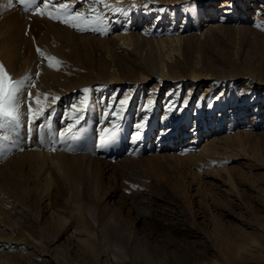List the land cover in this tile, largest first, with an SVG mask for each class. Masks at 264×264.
<instances>
[{"label":"rangeland","instance_id":"374dc122","mask_svg":"<svg viewBox=\"0 0 264 264\" xmlns=\"http://www.w3.org/2000/svg\"><path fill=\"white\" fill-rule=\"evenodd\" d=\"M112 1L118 2L107 13L104 4L94 0H32L27 11L20 0H0V21L9 17L11 25L25 18L30 25L39 23L41 29L54 33L58 29L52 24H58L79 35L110 38L125 30L130 17H136L126 29L147 26L152 34H141L144 42L150 39L154 45L164 38H177L180 32L193 37L190 46L178 43L184 51L176 52L174 59L166 57L169 63H186L175 76L168 68L158 70L152 61L145 62L148 72L142 75L137 62L122 57L113 63L117 73L112 79H94L91 63L80 67L73 63L70 46L56 57L47 46L59 45L57 40L34 45L36 51L45 49L56 57L61 62L58 67L72 78L82 74L87 81L66 93L37 86L38 92H31L33 108L26 122L20 119L18 126L0 129V168L26 148L61 155L67 164L78 163L69 178L60 176L51 160L41 174L28 167L23 172L0 170V181L8 188H0V264H264V118L257 115L264 116V98L254 97L264 81V22L255 18L257 11L264 18V3L244 0L242 5L243 1L233 0V13L226 16L220 4L213 9L209 0ZM62 6L91 18L102 12V19L98 23H93L94 18L80 21L82 30H78L62 22L70 19L63 15L66 8ZM128 6L139 14L135 16ZM148 6L153 16L147 18L143 10ZM81 45L90 53L100 50L94 40ZM143 47L144 55L153 59L159 55L155 45L153 51L148 44ZM48 54L45 58L51 57ZM85 89L90 91L85 93ZM86 98L87 104L82 103ZM74 107L80 113L78 120L73 119ZM137 124H144L139 136ZM213 140L218 144L215 150L201 154V148ZM98 170L100 186L96 184ZM23 186L28 187L27 193L18 194ZM47 187L50 200L44 203ZM103 196L111 200L107 207ZM60 218L68 224L59 227L60 234L45 232ZM108 220L111 223L105 229ZM27 227L44 236L45 246L28 237ZM84 227L95 233L90 243Z\"/></svg>","mask_w":264,"mask_h":264},{"label":"bare ground","instance_id":"6f19581e","mask_svg":"<svg viewBox=\"0 0 264 264\" xmlns=\"http://www.w3.org/2000/svg\"><path fill=\"white\" fill-rule=\"evenodd\" d=\"M112 1V0H111ZM139 1V0H138ZM167 1H169V0H167ZM242 1H243V3H242ZM118 1H112V2H106V3H104V6H102V7H104V9H103V11L104 12H107L106 10L109 8V7H111L112 5L114 6V4L115 3H117ZM125 2H127V1H125ZM154 2V1H153ZM161 2V1H160ZM169 2H171V0L169 1ZM209 6H211L213 9H215V5H221V7H219L220 8V11L221 12H223V14H225L226 16L227 15H229V14H232L233 13V9H231V6L233 5V0H209ZM260 2L261 3H264V0H260ZM123 3H124V1H123ZM122 3V4H123ZM241 3H242V5L243 4H246V1H244V0H241ZM259 3V2H258ZM105 4L106 5H108V7H105ZM121 4V3H120ZM126 4V3H125ZM128 4H129V2H128ZM139 4H140V2H139ZM164 4H166V3H164ZM171 4V3H170ZM240 4V3H239ZM117 5V4H116ZM115 5V6H116ZM127 5V4H126ZM136 5H138V3H136ZM151 5V4H150ZM168 5H169V3H168ZM97 6H98V4H97ZM125 6V5H124ZM123 6V7H124ZM141 6H144V4L143 5H141ZM207 6V5H206ZM261 6H262V4H261ZM121 7V6H120ZM129 7V6H128ZM136 7V6H135ZM154 7V6H153ZM251 7H254V5H252L251 4ZM53 8V7H52ZM129 8H133L134 9V7H129ZM138 8V7H137ZM144 8V7H143ZM149 8V9H148ZM148 8L147 9H145V10H143V12L145 11V12H147V13H145L144 14V16H146L147 18L148 17H150L151 15H152V9H150V6H148ZM211 8V9H212ZM243 8H244V6H243ZM210 9V8H209ZM34 10V9H33ZM99 10V9H98ZM130 10V9H129ZM142 10V9H141ZM154 10V9H153ZM262 10V9H261ZM41 11V10H40ZM97 11V10H96ZM100 11H101V9H100ZM133 11H135V12H133V14H135V16H136V14H139V12H137V10L136 9H134ZM139 11V10H138ZM219 11V10H218ZM236 11V10H235ZM27 13H29V12H27ZM37 13H39V12H37ZM53 13V12H52ZM97 13V12H96ZM101 13L102 12H100V13H98V14H100L101 15ZM108 13V12H107ZM106 13V14H107ZM236 13V12H235ZM154 14V13H153ZM33 16H34V14H32ZM6 16V15H5ZM25 16V15H24ZM87 16H89V15H87ZM94 16V15H93ZM130 16V15H129ZM132 16V15H131ZM139 16V15H138ZM153 16V15H152ZM30 17V16H29ZM37 17H39V16H37ZM90 17V16H89ZM101 17V16H100ZM114 17V16H113ZM113 17H111L112 19H113ZM217 17H219V16H217ZM222 17H225V16H222ZM221 17V18H222ZM252 17V16H251ZM8 18V19H7ZM3 22L2 21H0V63H2L3 64V66H4V68L7 70V72L9 73V74H11V77H12V79L13 80H20V79H22V78H25V77H29L30 79H28V80H25V82L26 81H29L27 84H28V86L24 89V100L26 101V102H24V103H22L21 104V109H20V111H21V120L22 121H24V122H26V118L28 117V105L29 104H31V101L29 102L28 100H27V94L30 92H38V90H37V88L39 89V87L41 88V89H43L44 91H49V90H54V91H57V92H62V93H66V92H68V91H71L72 92V90L73 89H75V88H77L78 86H80V85H82V83L83 82H86L87 80H85V77L82 75V74H77V76H76V78H72L70 75H68V73L64 70V69H61L62 68V66L59 68L58 67V64H57V61H58V59H56V57H59V56H62V52L63 51H65V49H66V47L67 46H70L71 48H72V50H71V53H72V55L74 56V58H73V63L76 65V66H83V64L86 62H88V64L89 63H91L92 65H93V70L91 71L92 72V75L94 76V79H97V78H99V79H112L115 75H116V73L117 72H115V69H113V63L114 62H116V61H118L120 58H122V57H124V58H130L131 60H133V61H135V62H137L138 64H137V66H140V70L139 71H142L141 73H142V75L143 74H146L148 71H146L147 70V65H145V62L147 61V62H150V61H152L153 63H155L157 66V69L159 70H161V69H166V68H168L169 69V73H171L172 75H178L179 74V72H178V68H180L182 65H186V63H181L179 60H176L177 62L176 63H169V62H167V60H166V57L168 58H171V59H174V55H175V53L176 52H179V51H184V48L182 49V47H180L179 45H178V43H182V42H184L186 45H192L191 43H192V39H193V37H192V35L191 34H185V35H183V34H178L179 36H177V38H172L173 36H171V38L169 39V38H164L161 42H159V41H157V42H155V46L157 47V49L159 50L158 51V53H159V55L157 56V57H154V59H153V56H147V55H144L143 54V44H148L149 45V47L151 48V50L153 51V49H154V45L152 44V43H154V42H152V41H150V39L149 40H145V42H144V40L143 39H141V34H146V32L147 31H149V28L146 26H138V27H136V28H134L133 29V27H132V31L131 30H127L126 28L129 26V24H131L132 22H133V19L135 20L136 19V17H130V21L129 22H127L128 24L126 25L125 23V26H126V28H125V30H122V32L120 33V34H115V35H113L112 37L110 36V38H107V37H104V38H95V37H93L94 36V34H90V35H86V33L85 34H82V35H79V34H81L80 32H78L79 34H77V33H75V32H72V31H70L69 29H67V28H62V27H60L58 24H52L53 26H55L57 29H58V31H56V33H54V31L52 32V31H47V30H43V29H41V27H40V25H39V23H36V25H34L33 26V24H31L32 25V27H30L31 25H30V20L28 21V19H25V18H22V19H20L16 24H13V25H11V24H9V22L11 21V19L9 18V17H7ZM31 18V17H30ZM41 18V17H40ZM91 18V17H90ZM92 18H94V17H92ZM91 18V19H92ZM104 18V17H103ZM110 18V19H111ZM125 18V17H124ZM145 18V17H144ZM143 18V19H144ZM230 18V17H229ZM228 18V19H229ZM241 18V17H240ZM256 21H258V20H262L263 22H264V18H262V13H261V11H257V13H256ZM37 20H39L38 18H36ZM128 19V18H127ZM140 19V18H139ZM152 19V18H151ZM252 20L254 19V18H251ZM42 20V19H41ZM46 20V19H45ZM227 20V19H226ZM255 20V19H254ZM253 20V21H254ZM32 21V20H31ZM135 21H137V20H135ZM157 22V21H156ZM222 22V21H221ZM225 22V21H224ZM227 22V21H226ZM261 22V21H260ZM32 23V22H31ZM112 23H114V22H112ZM148 23H146V25H147ZM158 24V23H157ZM184 24V23H183ZM182 24V25H183ZM219 24V23H218ZM257 24H259V22L257 23ZM256 24V25H257ZM261 24V23H260ZM133 24H131V26H132ZM137 25V24H136ZM140 25H141V23H140ZM181 25V26H182ZM215 25V24H214ZM220 25V24H219ZM221 25H223V24H221ZM264 25V24H263ZM263 25H261V26H263ZM63 26V25H62ZM134 26H135V22H134ZM160 26V25H159ZM188 26V25H187ZM63 27H65V26H63ZM123 27V26H122ZM151 27V26H150ZM204 27V26H203ZM258 27V26H257ZM139 28H141V29H139ZM161 28H162V26H161ZM178 28H180V27H178ZM185 28H186V25H185ZM213 28H215V27H213ZM218 28V27H217ZM261 28V27H260ZM121 29V28H120ZM151 29V28H150ZM181 29V28H180ZM179 29V30H180ZM184 29V28H183ZM194 29V28H193ZM212 29V28H211ZM262 29H264V27L262 28ZM261 29V30H262ZM160 30V29H159ZM259 30V29H258ZM75 31H77V30H75ZM116 31V30H115ZM174 31V30H173ZM172 31V32H173ZM184 31V30H183ZM188 31V30H187ZM191 31V30H190ZM208 31V30H207ZM212 31V30H211ZM104 32V31H103ZM154 32V31H153ZM155 32H157V29H156V31ZM169 32H171L170 30H169ZM175 32V31H174ZM173 32V33H174ZM245 32H247V31H245ZM262 32V31H261ZM263 32H264V30H263ZM83 33V32H82ZM89 33V32H88ZM95 33V32H94ZM105 33V32H104ZM107 33V32H106ZM149 34H152L151 33V31H149L148 32ZM178 33V32H177ZM184 33H185V31H184ZM189 33V32H188ZM194 33V32H193ZM110 34V33H109ZM108 34V35H109ZM158 34H159V32H158ZM165 34V33H164ZM169 34V33H168ZM93 35V36H92ZM102 35V34H101ZM100 35V36H101ZM167 35V34H166ZM165 35V36H166ZM170 35V34H169ZM171 35H174V34H171ZM194 35V34H193ZM103 36H105V35H103ZM103 36H101V37H103ZM168 37V36H167ZM174 37H175V35H174ZM53 39H55V40H57L58 42H59V45H53V46H47L48 47V51H49V53H52L51 55L53 56V54H54V56H56V57H52L50 54H48L47 52L45 53V49H43V50H40V53L42 54V56L44 55V59H41L40 58V56L38 55V51H36V49H35V44L38 42V43H42V45L43 44H46V45H48L49 44V42L51 41V40H53ZM166 39V40H165ZM88 40H94V41H96V42H99V44H100V50L99 51H95L94 53L93 52H91L90 53V51H88L87 49H85L81 44L82 43H85L86 41H88ZM141 41H143V42H141ZM175 43H177V44H175ZM183 44V43H182ZM37 46V45H36ZM177 46H179V47H177ZM38 47H40V46H38ZM67 50V49H66ZM185 50H187V49H185ZM46 54H48L49 56H51V57H48V58H45V55ZM181 54H183V53H181ZM70 56V55H69ZM47 57V56H46ZM50 58H55V60H50ZM150 58H152V59H150ZM148 59V60H147ZM125 60H128V59H125ZM49 62H51L54 66L53 67H49ZM61 64V63H60ZM59 64V65H60ZM86 65V64H85ZM85 67V66H84ZM57 69H59V70H57ZM129 70H132V68L131 67H129L128 68ZM181 69H183V68H181ZM166 71V70H165ZM167 72V71H166ZM199 74V73H198ZM72 75V74H71ZM155 75V73H152V74H150L149 75V78H153V76ZM170 76V75H169ZM193 76L194 77H196V73H194L193 72ZM171 77H173V76H171ZM233 77V76H232ZM215 79V78H214ZM252 79H253V77H252ZM151 80V79H150ZM208 80V79H207ZM233 80V79H232ZM249 80H251V78H249ZM258 80V79H257ZM146 81V80H145ZM210 81H211V79H210ZM215 81V80H214ZM199 82V81H198ZM249 82V81H248ZM251 83H252V81H251ZM259 83V82H258ZM262 83V85H260L261 87H258V91L257 92H254V97H255V95H256V97H255V99H258V98H264V81H262L261 82ZM216 84H218V83H216ZM247 84H249V83H247ZM254 84H255V82H254ZM29 85H31V87H29ZM214 85V84H213ZM226 85V84H225ZM239 85H241V84H239ZM37 86H39V87H37ZM224 86V85H223ZM231 87H232V85H230ZM236 86V85H235ZM251 86V85H250ZM249 85H247V87L248 88H252V87H250ZM156 87V85H154V86H152V88H155ZM196 87V86H195ZM152 88H151V90H152ZM244 88V87H243ZM193 89H195V88H193ZM192 89V90H193ZM210 89V88H209ZM213 89H214V86H213ZM218 89H219V87H218ZM247 89V88H246ZM223 90V89H222ZM231 90V89H230ZM235 90V89H234ZM233 90V91H234ZM245 90V89H244ZM171 91V90H170ZM189 91H191V90H189ZM211 91V90H210ZM209 91V92H210ZM246 91V90H245ZM187 92V91H186ZM199 92V91H198ZM222 92H224V91H222ZM235 92H236V90H235ZM239 92H241V91H239ZM244 92V91H243ZM249 92V94H250V91H248ZM42 93V92H41ZM44 93V92H43ZM50 93V92H49ZM79 93V92H78ZM167 93H169V92H167ZM167 93H165V94H167ZM208 93V90H206V91H204L203 92V95L202 96H204L205 94H207ZM226 93V92H225ZM228 93V92H227ZM229 93H230V91H229ZM229 93H228V95H229ZM251 93H252V90H251ZM32 94V93H31ZM70 94V93H69ZM156 94V93H155ZM159 94V93H158ZM170 94H171V92H170ZM192 94V93H191ZM215 94V93H214ZM224 94V93H223ZM248 94V93H247ZM41 95H43V94H41ZM65 95V94H64ZM79 95V94H78ZM122 95V94H121ZM125 95V94H124ZM148 95V94H147ZM157 95V94H156ZM174 95V94H173ZM188 95V94H187ZM193 95V94H192ZM196 95H198V93L196 94ZM210 95L212 96V94L210 93ZM251 95V94H250ZM61 96H63V94L61 95ZM81 96V95H80ZM149 96V95H148ZM155 95H153L152 97H154ZM170 96V95H169ZM190 96V95H189ZM222 96H224V95H222ZM234 96V95H233ZM232 96V97H233ZM151 97V98H152ZM171 97V96H170ZM175 97V96H174ZM177 97V96H176ZM192 97V96H191ZM220 97V96H219ZM246 97H249V96H246ZM33 98V97H32ZM73 98V97H72ZM157 98V97H156ZM208 98V97H207ZM213 98V97H212ZM216 98V97H215ZM65 99H67V98H65ZM123 99V98H122ZM164 99V98H163ZM197 99V98H196ZM195 99V100H196ZM214 99V98H213ZM243 99V98H242ZM34 100V99H33ZM76 100V99H75ZM74 100V101H75ZM215 100H217V99H215ZM244 100V99H243ZM250 100V99H249ZM73 101V102H74ZM79 101H81V100H79ZM117 101V100H116ZM150 101H151V99H150ZM149 101V102H150ZM186 101V100H185ZM199 101V100H198ZM209 101V100H208ZM218 101V100H217ZM222 101V100H221ZM224 101V100H223ZM234 101V100H233ZM252 101V100H251ZM159 102V101H158ZM168 102V101H167ZM225 102V101H224ZM243 102V101H242ZM241 102V103H242ZM249 102V101H248ZM67 103H68V101H67ZM72 103V102H71ZM94 103V102H93ZM101 103H102V101H101ZM175 103V102H174ZM173 103V104H174ZM184 103V102H183ZM188 103V102H187ZM206 103V102H205ZM220 103V102H219ZM254 103V102H253ZM70 104V103H69ZM73 104V103H72ZM75 104V103H74ZM117 104V103H116ZM176 104V103H175ZM178 104V103H177ZM180 104V103H179ZM185 104V103H184ZM189 104V103H188ZM213 104V103H212ZM32 105V104H31ZM35 105V104H34ZM65 105V104H64ZM91 105V104H90ZM92 105H95L94 106V110L96 111V104H92ZM104 106H105V104H103ZM102 105V106H103ZM136 105V104H135ZM161 104H159V106H160ZM187 105V104H186ZM260 105V104H259ZM74 106V105H73ZM137 106V105H136ZM162 106V105H161ZM175 106V105H174ZM177 106V105H176ZM189 106V105H188ZM194 106V105H193ZM213 106H214V104H213ZM90 107V106H89ZM206 107H208V106H206ZM231 107H232V105H231ZM234 107V106H233ZM33 108V107H32ZM99 108V107H98ZM162 107H160V109H161ZM166 108V107H165ZM176 108V107H175ZM181 108V107H180ZM209 108V107H208ZM239 108V107H238ZM241 108V107H240ZM239 108V109H240ZM71 109V108H70ZM73 109V108H72ZM86 109V108H85ZM159 109V108H158ZM199 109H201V108H199ZM224 109V108H223ZM226 109V108H225ZM257 109V108H256ZM255 109V110H256ZM93 110V111H94ZM165 110V109H164ZM163 110V111H164ZM183 110V109H182ZM186 110H188V109H186ZM198 110V109H197ZM214 110V109H213ZM259 110H261V109H258V111ZM66 111L67 110H65V113H66ZM68 111H69V108H68ZM73 111V110H72ZM79 111V110H78ZM122 111V110H121ZM156 111V110H155ZM166 111V110H165ZM191 111V110H190ZM239 111V110H238ZM253 111V110H252ZM257 111V110H256ZM33 112V111H32ZM99 112V111H98ZM97 112V113H98ZM128 112V111H127ZM153 112V111H152ZM158 112H160V111H158ZM186 112V111H185ZM215 112V111H214ZM241 112V111H240ZM151 113V112H150ZM164 113V112H163ZM196 113V112H195ZM257 113V112H256ZM263 113V112H262ZM72 114V113H71ZM95 114V113H94ZM161 114V113H160ZM166 114V113H165ZM164 114V115H165ZM172 114V113H171ZM174 114V113H173ZM197 114V113H196ZM205 114V113H204ZM255 114V113H254ZM29 115H30V113H29ZM97 115V114H96ZM150 115V114H149ZM154 115V114H153ZM156 115H158V114H156ZM167 115V114H166ZM231 115V114H230ZM251 115V114H250ZM257 115H258V117H260V119H262V118H264V116L260 113V112H258L257 113ZM205 116V115H204ZM225 116V115H224ZM223 116V117H224ZM245 116H246V114H245ZM30 117V116H29ZM74 117V116H73ZM118 117H119V114H118ZM165 117V116H164ZM175 117H176V115H175ZM208 117V116H207ZM214 117V116H213ZM216 117V116H215ZM227 117V116H226ZM235 117V116H234ZM71 118V117H70ZM79 118H80V116H79ZM94 118V117H93ZM146 118V117H145ZM155 118V117H154ZM168 118H169V114H168ZM199 118V117H198ZM211 118V117H210ZM253 118V117H252ZM256 118V117H255ZM31 119V118H30ZM74 119V118H73ZM95 119H97L96 117H95ZM99 119V118H98ZM102 118H100V120H101ZM105 119V118H104ZM148 119V118H147ZM151 119V118H150ZM155 119H157V118H155ZM159 119V118H158ZM171 119V118H170ZM183 119V118H182ZM231 119V118H230ZM32 120V119H31ZM99 120V121H100ZM200 120V119H199ZM210 120V119H209ZM79 121H82V120H79ZM78 121V122H79ZM102 121V120H101ZM137 121V120H136ZM170 121V120H169ZM172 121H174V120H172ZM205 121V120H204ZM21 122V121H20ZM29 122H31V121H29ZM67 122V121H66ZM70 122V121H69ZM106 122H107V120H106ZM158 122V121H157ZM171 122V121H170ZM206 122V121H205ZM101 123H103V122H101ZM108 123V122H107ZM155 123V122H154ZM182 123V122H181ZM191 123V122H190ZM193 123V122H192ZM200 123V122H199ZM202 123V122H201ZM253 123V122H252ZM28 124V123H27ZM30 124V123H29ZM28 124V125H29ZM58 124H59V122H58ZM62 124V123H61ZM73 124V123H72ZM74 124H75V122H74ZM76 124H77V122H76ZM80 124H81V122H80ZM106 124V123H105ZM26 125V124H25ZM71 125V124H70ZM78 125H79V123H78ZM97 125V124H96ZM96 125H94V127L96 126ZM102 126L104 125V124H101ZM100 125V126H101ZM109 125H110V123H109ZM108 125V126H109ZM199 125V124H198ZM62 126V125H61ZM65 126V125H64ZM77 126V125H76ZM75 126V127H76ZM101 126V127H102ZM107 126V128H109ZM23 127V126H22ZM30 127V126H29ZM32 127V126H31ZM71 127V126H70ZM183 128H185V127H183ZM29 129V128H28ZM27 129V130H28ZM61 129V128H60ZM67 130H69V128H68V126H67V128H66ZM66 129H64V130H66ZM74 129H76V128H74ZM101 129V128H100ZM63 130V129H62ZM94 130V129H93ZM170 130V129H169ZM168 130V131H169ZM188 130V129H187ZM193 130H195V129H193ZM193 130H191V131H193ZM190 131V132H191ZM69 132V131H68ZM67 132V133H68ZM72 132V131H71ZM182 132V131H181ZM25 133H27V132H25ZM28 133H30V131L28 132ZM27 133V134H28ZM74 133V132H73ZM97 133H100V132H98L97 131ZM96 133V134H97ZM103 133H105V132H103ZM170 133H172V132H170ZM174 133V132H173ZM164 134H166V133H164ZM30 136H31V134H29ZM73 135V134H72ZM75 135V134H74ZM100 135V134H99ZM167 135V134H166ZM25 136H26V134H25ZM101 136V135H100ZM189 136V135H188ZM209 136V135H208ZM212 136V135H211ZM216 136V135H215ZM3 137V136H2ZM29 137V136H28ZM26 139H27V137H25ZM31 139L33 138L32 136L30 137ZM30 138H29V140H30ZM191 138V137H190ZM39 139V138H38ZM175 139V138H174ZM194 139V138H193ZM216 139V138H215ZM220 139V138H219ZM2 140H3V138H2ZM209 140V139H208ZM207 140V141H208ZM26 141H28V140H26ZM175 141V140H174ZM196 141H198V140H196ZM203 141V140H202ZM3 142V141H2ZM18 142H20V141H18ZM193 142V141H192ZM215 142H217V140H213V141H211V142H209V143H206L202 148H201V154H205V153H207V152H209V151H212V150H215L214 148H216V145H218L217 143L215 144ZM219 142V141H218ZM20 143H22V142H20ZM19 143V144H20ZM28 143V142H27ZM174 143V142H173ZM191 143V142H190ZM190 143H188V144H190ZM194 143V142H193ZM192 143V144H193ZM198 143V142H197ZM9 143H7V145H8ZM186 144V143H185ZM195 144V143H194ZM3 145V144H2ZM22 145V144H21ZM27 145V144H26ZM187 145V144H186ZM10 146V145H9ZM99 146V145H98ZM23 147H24V145H23ZM27 147H29V145H27ZM30 148V147H29ZM192 147H190L189 149H191ZM65 149V148H64ZM63 149V150H64ZM98 149V148H97ZM188 149V148H187ZM38 150H40V149H38ZM62 150V149H61ZM68 150H71L72 151V149H68ZM67 150V151H68ZM99 150V149H98ZM97 150V151H98ZM19 151H20V149H19ZM18 151V153H17V151H16V153L17 154H15V156L14 157H12L11 158V161H9V163H7V165H5L4 167H2V168H0V170H7V171H14V170H17V171H20V172H23L27 167L30 169V168H36V170H35V172L38 174H41L42 173V171L46 168V166H47V164H49L48 163V161L49 160H51L52 161V163L54 164V167H55V169H56V171H57V173H59L60 174V176H63L64 178H69V176L71 175V173H73L75 170H76V168H77V163H72V164H67V163H65L64 161H63V158H62V156L61 155H54V156H52L51 154V156L50 155H47V154H44V152L42 153V150H41V152H34L33 150H32V148H31V150L30 149H28V148H26V149H24V150H22V151H20L19 152ZM65 151H66V149H65ZM74 151V150H73ZM76 151V150H75ZM50 152V151H49ZM49 152H48V154H49ZM77 152H78V150H77ZM86 152V151H85ZM13 153V152H12ZM15 153V152H14ZM13 153V154H14ZM84 153V152H83ZM86 153H88V152H86ZM212 153V152H211ZM12 154V155H13ZM56 154V153H55ZM59 154V153H58ZM68 154H69V152H68ZM70 154H71V152H70ZM77 154V153H76ZM95 154V153H94ZM64 155H65V153H64ZM75 155V154H74ZM78 155V154H77ZM87 155V154H86ZM78 156H82V155H78ZM9 157H11V156H9ZM66 157V156H65ZM73 157V156H72ZM85 158V157H84ZM90 158H92V157H90ZM74 159V158H73ZM82 159V157L80 158V160ZM86 159V158H85ZM50 162V161H49ZM94 162V161H93ZM83 164V163H82ZM81 165V164H80ZM85 166V165H84ZM83 166V167H84ZM97 167V166H96ZM95 167V168H96ZM81 169V168H80ZM29 171V170H28ZM87 171H88V174H90L91 173V171H90V169H87ZM41 172V173H40ZM72 175H74V174H72ZM95 175H96V184L98 185V181H100L99 180V175H100V171L98 170V171H96L95 172ZM48 183H49V185H51V182H52V179H51V176L48 174ZM99 186H100V183H99ZM0 188L2 189H8L7 188V186L5 185V183L3 182V181H0ZM27 191H28V187H25V186H23L22 187V189L18 192V194H26L27 193ZM45 192V199H43L44 201V203L46 202V200H50L49 199V187H47V189L46 190H44ZM73 193V192H72ZM52 195V194H51ZM79 197L82 195V192L81 191H78V194H77ZM114 195V194H113ZM48 199H47V198ZM114 197V196H113ZM50 198H52V197H50ZM78 198V197H77ZM112 198V197H111ZM78 200V199H77ZM80 200H81V198H80ZM112 200H113V198H112ZM41 201V200H40ZM110 201L111 200H109L108 198H104V196H103V205L105 206V207H107L108 206V204L110 203ZM43 204V203H42ZM51 205V204H50ZM46 206V205H45ZM111 221V220H110ZM109 220L108 221H106L105 223H104V228L105 229H107V226H108V223H111ZM33 222V221H32ZM83 222V221H82ZM64 223H66V226L68 225L67 224V222H66V219H61L60 218V220H59V222L57 223V224H54L53 226H49L48 228L46 227V231L45 232H47L48 230H55V231H57L58 229H59V227H64L65 226V224ZM29 224H30V222H29ZM50 225H51V223H49ZM53 224V223H52ZM25 225V224H24ZM46 225V224H45ZM44 225V226H45ZM27 226V225H26ZM29 227H27V229H28ZM60 228V229H61ZM82 228V227H81ZM45 229V228H44ZM48 229V230H47ZM63 229H65V228H63ZM63 229H62V231L61 232H63ZM84 229L86 230V231H84V232H86L88 235L86 236L87 237V241H89V243H90V240L89 239H92V238H94V236H95V233L94 232H92L90 229H87V227H84ZM31 230V229H30ZM67 230V229H66ZM54 231V232H55ZM74 231V230H73ZM90 231V232H89ZM28 232L29 233H31V231H29V229H28ZM58 232V231H57ZM68 232V231H67ZM89 232V233H88ZM43 233H44V231H43ZM53 233V232H52ZM59 233V232H58ZM58 233H56V234H58ZM65 233V232H64ZM47 234V233H46ZM60 234V233H59ZM72 234V233H71ZM85 234V233H84ZM107 234H108V232H107ZM29 235V234H28ZM75 235V234H74ZM59 236V235H58ZM73 236V235H72ZM76 236V235H75ZM79 236V235H78ZM82 236H84V235H82ZM28 237H30L31 239H35V242H37V240H40V241H45L44 239V236L43 235H36V234H34V233H31V235H29ZM47 237V236H46ZM50 237H51V235H50ZM85 237V236H84ZM52 238H53V235H52ZM82 238V237H81ZM28 239V238H27ZM54 239H55V237H54ZM57 239V238H56ZM86 239V238H85ZM50 241V240H49ZM87 241H85V243L87 242ZM92 241V240H91ZM34 242V241H33ZM39 242V241H38ZM42 242L40 243V245L42 244ZM44 243V245L43 246H45V242H43ZM52 243V242H51ZM88 243V242H87ZM88 243V244H89ZM35 244V243H34ZM55 244H56V242H55ZM94 245H95V242L93 243ZM37 246H39L38 245V243L36 244ZM47 245V244H46ZM42 246V245H41ZM96 246V245H95ZM50 247V246H49ZM93 247V246H92ZM48 248V247H47ZM56 248V247H55ZM44 249V248H43ZM49 249V248H48ZM44 250H46V249H44ZM21 254V253H20ZM18 255V254H17ZM125 257V256H124ZM122 258V257H121ZM120 258V259H121ZM126 259V258H125ZM21 260V259H20ZM125 261V260H124ZM127 261V260H126ZM120 263V262H119ZM125 263V262H124Z\"/></svg>","mask_w":264,"mask_h":264},{"label":"snow or ice","instance_id":"6c2138e0","mask_svg":"<svg viewBox=\"0 0 264 264\" xmlns=\"http://www.w3.org/2000/svg\"><path fill=\"white\" fill-rule=\"evenodd\" d=\"M22 4L25 5V10L27 11L28 7H30L32 0H20ZM41 3H43V0H41ZM94 3H100L104 4V0H94ZM66 8V11L63 13L64 16L69 17L70 19H63L62 22L69 24V26L77 28L78 30H82L80 27V21L87 22L90 17L80 13H72L70 9H67L66 6H62ZM105 7H108V5L105 4ZM93 12H95V9H92ZM118 11H123V9H119ZM41 15L43 13H40ZM52 19H59L58 16H52ZM102 18L98 13H96L95 18L93 20V23L100 22ZM38 52H40L39 49H37ZM50 60H55V58H50ZM57 63H61L60 61H57ZM54 65L49 62V67H53ZM59 70V69H57ZM30 79L29 77L22 78L20 80H13L11 77V74L7 72V70L4 68L3 64L0 63V129H4L6 127H9L10 125H16L18 126L20 123L21 118V104L26 102L24 100V89H25V80ZM31 87V85H29ZM90 90L85 89L84 92L88 93ZM47 98V97H45ZM31 93L29 92L27 94V100H31ZM38 103V101H37ZM84 104H87V98L82 102ZM122 104L124 102H121ZM31 104L28 105V111L31 113ZM74 120L79 119V111L74 107ZM38 118V117H37ZM144 127V124H137V136H139L140 132L139 130ZM110 138V137H106ZM7 139V137H5Z\"/></svg>","mask_w":264,"mask_h":264}]
</instances>
